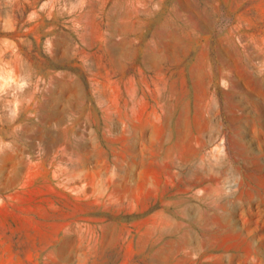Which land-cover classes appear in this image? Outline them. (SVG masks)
<instances>
[{"label": "rangeland", "instance_id": "rangeland-1", "mask_svg": "<svg viewBox=\"0 0 264 264\" xmlns=\"http://www.w3.org/2000/svg\"><path fill=\"white\" fill-rule=\"evenodd\" d=\"M6 71L0 264H264V0H0Z\"/></svg>", "mask_w": 264, "mask_h": 264}, {"label": "clouds", "instance_id": "clouds-1", "mask_svg": "<svg viewBox=\"0 0 264 264\" xmlns=\"http://www.w3.org/2000/svg\"><path fill=\"white\" fill-rule=\"evenodd\" d=\"M13 74L11 71H6L5 76L2 80H0V91L9 88L13 84H18V89L23 90L24 88L28 87V81L24 80L22 82L15 81L12 78Z\"/></svg>", "mask_w": 264, "mask_h": 264}, {"label": "bare ground", "instance_id": "bare-ground-1", "mask_svg": "<svg viewBox=\"0 0 264 264\" xmlns=\"http://www.w3.org/2000/svg\"><path fill=\"white\" fill-rule=\"evenodd\" d=\"M152 4H153V3H152ZM172 11H173V10H172ZM172 11H171V12H172ZM184 14H185V13H184ZM174 15H175V14H174ZM188 18H190V17H188ZM174 20H175V19H174ZM178 23H180V22H178ZM100 24H101V23H100ZM109 24H110V23H109ZM105 26H106V25H105ZM191 29H192V28H191ZM197 35H198V34H197ZM249 36H250V35H249ZM190 37H191V36H190ZM229 40H230V39H229ZM232 43H233V42H232ZM231 45H232V44H231ZM231 45H230V46H231ZM235 45H236V44H235ZM233 46H234V45H233ZM238 47H239V46H238ZM232 48H233V47H232ZM239 52H240V51H239ZM239 52H238V53H239ZM150 55H151V54H150ZM239 55H240V54H239ZM242 57H243V56H242ZM244 58H245V57H244ZM245 60H246V59H245ZM245 60H244V61H245ZM242 61H243V60H242ZM187 63H188V61H187ZM167 65H168V63H167ZM221 65H222V64H221ZM165 67H166V66H165ZM221 67H222V66H221ZM223 68H224V67H223ZM259 68H260V67H259ZM226 69H228V68H226ZM224 70H225V69H224ZM156 71H157V70H156ZM164 71H165V70H164ZM226 71H227V70H226ZM228 73H229V72H228ZM227 75H228V74H227ZM227 75H225V73L222 72V75H221V76H222V78H225V77H228ZM257 75H259V72H257ZM219 79H220V78H219ZM228 79H229V78H228ZM228 79H227V80H228ZM207 80H208V79H207ZM207 80H206V81H207ZM227 80H225V81H227ZM225 81H223V82H225ZM257 81H258L259 83H261V84H264V77H262V76L258 77V78H257ZM226 83H227V82H226ZM228 83H229V82H228ZM204 84H205V83H204ZM208 90H209V89H208ZM209 95H210V94H209ZM209 101H210V100H209ZM152 114H153V113H152ZM156 117H157V116H156ZM162 117H163V116H162ZM62 127H63V126H62ZM167 155H168V154H167ZM164 214H165V213H164ZM147 225H148V224H147ZM171 226H172V225H171ZM158 239H159V238H158Z\"/></svg>", "mask_w": 264, "mask_h": 264}]
</instances>
